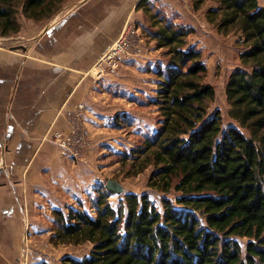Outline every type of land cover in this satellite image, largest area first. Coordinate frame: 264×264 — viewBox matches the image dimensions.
<instances>
[{
    "label": "trees",
    "instance_id": "16d2710c",
    "mask_svg": "<svg viewBox=\"0 0 264 264\" xmlns=\"http://www.w3.org/2000/svg\"><path fill=\"white\" fill-rule=\"evenodd\" d=\"M65 1L0 0V37L18 34L22 16L51 18ZM206 1L196 0L195 9ZM213 1L219 5L208 21L239 36V64L226 86L234 124L226 125L220 110L210 111L216 89L204 81L201 51L186 48L189 32L175 26L159 32L170 59L157 70L159 87L149 104L159 107L161 118L133 153L139 172L154 168L150 188L177 195L162 197L159 207L146 193H128L114 208V194L101 187L95 217L56 210L53 241L93 246L88 258L70 264H264V6Z\"/></svg>",
    "mask_w": 264,
    "mask_h": 264
},
{
    "label": "crops",
    "instance_id": "0c3cea01",
    "mask_svg": "<svg viewBox=\"0 0 264 264\" xmlns=\"http://www.w3.org/2000/svg\"><path fill=\"white\" fill-rule=\"evenodd\" d=\"M142 1L67 0L41 22L22 16L16 34L20 47L0 42V264H15L21 258L26 222L31 237H47L54 212L78 209L101 183V175L90 164L93 152L76 162L62 157L58 146L46 138L53 130L69 131L65 112L79 104L87 106L88 126L103 129L107 112L97 104V96L108 94L107 80L112 82L115 76L96 80L94 68L130 16L140 27H150L143 22ZM145 2L168 18V0ZM259 2L264 6V0ZM169 15L185 14L177 7ZM157 38L153 32L148 49H154ZM151 53L145 60L150 64L155 62ZM123 63L130 68L141 65L135 60ZM102 143L98 147H104Z\"/></svg>",
    "mask_w": 264,
    "mask_h": 264
},
{
    "label": "rangeland",
    "instance_id": "374dc122",
    "mask_svg": "<svg viewBox=\"0 0 264 264\" xmlns=\"http://www.w3.org/2000/svg\"><path fill=\"white\" fill-rule=\"evenodd\" d=\"M195 1L168 0V18L165 15H161L158 8L150 7L144 1L145 5L140 4L139 8L144 12V15H142L143 22L151 27L147 29L138 25V20L135 16L129 17L126 26L131 24L139 28V34L145 44V53L139 60L130 58L123 61L132 62L135 60L141 65L138 66L136 64L139 68H130L127 67L130 62L126 65L123 63L120 70L121 73L119 72L120 74L118 73L119 75L117 74L118 76L116 75L117 77L115 76L112 82L109 79L107 80L108 94L97 96V104L102 110L107 112L102 120L103 129L91 128L88 126L86 116L84 118V126L88 132V140L91 146L88 148L83 160H87L89 152H93L94 157L91 159L90 164H92L94 170L99 172L98 174L101 175L102 179L101 183L94 185L92 195L85 197L86 200L78 204V209L87 211L93 217L97 215L95 204L99 197V188H105L109 180H115L124 187L122 195L114 194L109 198V202L114 208H119L122 205L124 197L128 193H135L139 196L146 193L150 196L151 201L159 207H161L160 201L162 197L166 196L173 199L177 195L175 192L165 195L150 188L149 179L154 168L150 166L143 172H139L140 162L136 159V154L133 153L135 149L145 145V140L148 137L154 135L159 127L161 118L159 107L150 105L149 101L157 95L156 92L159 87L157 70L168 67L170 56L169 48L160 47L158 39L154 43V49H148L152 42L149 39L153 32L158 35L159 32L168 34L169 26L183 27L189 32L187 37L188 46L186 48L187 50L193 48L201 51L202 60L208 68L204 81L212 84L216 89V100L211 105L210 111L213 113L216 110H220L225 118V124H234V121L229 118L230 105L227 102L226 86L232 71L239 64L240 49L237 45L239 36L236 34L225 35L220 32L218 26L208 21L209 10L218 7L219 2L207 0L200 10H196ZM177 7L185 15H169L170 12L176 13ZM126 26L124 31L130 28H126ZM14 37L16 38L13 40L5 41L1 39L0 42L5 46L20 47V39L16 35ZM120 37L111 47L115 45ZM150 53L155 59V62L151 64L145 62V60H149L147 58ZM95 70L94 75L97 73ZM118 77L121 79H118ZM100 142L104 143V147H98ZM58 149L60 153L59 146ZM71 160L76 162L83 161L82 158ZM65 213L67 214L68 212ZM56 229L57 222L55 219L51 234L37 240L34 237H30L26 242L24 241L26 228H24L22 246L27 245L34 251L30 264H70L69 259L82 260L89 257L93 247L91 243L86 242L80 245L57 244L53 241ZM242 241L246 242L247 240L243 239Z\"/></svg>",
    "mask_w": 264,
    "mask_h": 264
},
{
    "label": "built area",
    "instance_id": "2783aa9c",
    "mask_svg": "<svg viewBox=\"0 0 264 264\" xmlns=\"http://www.w3.org/2000/svg\"><path fill=\"white\" fill-rule=\"evenodd\" d=\"M125 30L120 39L112 46L98 61L93 76L96 80H102L107 77L116 76L123 64V60L130 58H141L145 53V44L143 38L139 34V28L131 24ZM87 113V106L79 104L76 109L68 110L66 117L69 123V131L62 132L60 130L50 131L48 137L53 143L59 146L61 156L69 159H84L88 148L91 146L88 140L87 130L84 126V118ZM89 143V144H88ZM30 228L26 222V234L24 241H28L30 236ZM34 251L27 245L23 247V255L17 264H30ZM37 254V253H36Z\"/></svg>",
    "mask_w": 264,
    "mask_h": 264
},
{
    "label": "water",
    "instance_id": "95a60500",
    "mask_svg": "<svg viewBox=\"0 0 264 264\" xmlns=\"http://www.w3.org/2000/svg\"><path fill=\"white\" fill-rule=\"evenodd\" d=\"M106 188L112 194L121 195L124 193V187L115 180H109L106 184Z\"/></svg>",
    "mask_w": 264,
    "mask_h": 264
}]
</instances>
